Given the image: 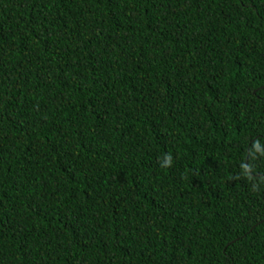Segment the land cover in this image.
Here are the masks:
<instances>
[{
    "label": "trees",
    "instance_id": "1",
    "mask_svg": "<svg viewBox=\"0 0 264 264\" xmlns=\"http://www.w3.org/2000/svg\"><path fill=\"white\" fill-rule=\"evenodd\" d=\"M0 264H264V0H0Z\"/></svg>",
    "mask_w": 264,
    "mask_h": 264
},
{
    "label": "clouds",
    "instance_id": "2",
    "mask_svg": "<svg viewBox=\"0 0 264 264\" xmlns=\"http://www.w3.org/2000/svg\"><path fill=\"white\" fill-rule=\"evenodd\" d=\"M168 159L170 160V157Z\"/></svg>",
    "mask_w": 264,
    "mask_h": 264
}]
</instances>
